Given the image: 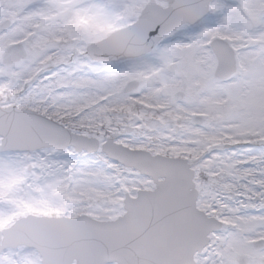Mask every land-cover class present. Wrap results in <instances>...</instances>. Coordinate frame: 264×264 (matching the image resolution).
<instances>
[{
    "label": "snow or ice",
    "instance_id": "1",
    "mask_svg": "<svg viewBox=\"0 0 264 264\" xmlns=\"http://www.w3.org/2000/svg\"><path fill=\"white\" fill-rule=\"evenodd\" d=\"M0 264H264V0H0Z\"/></svg>",
    "mask_w": 264,
    "mask_h": 264
}]
</instances>
